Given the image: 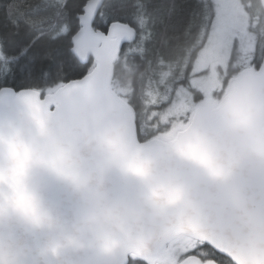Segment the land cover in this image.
<instances>
[{
    "label": "clouds",
    "instance_id": "clouds-1",
    "mask_svg": "<svg viewBox=\"0 0 264 264\" xmlns=\"http://www.w3.org/2000/svg\"><path fill=\"white\" fill-rule=\"evenodd\" d=\"M68 106L63 128L0 115V259L69 264L101 245L109 255L122 235L151 244L192 211L227 215L243 237L241 194L264 188V102L225 90L197 120L160 134L138 174L102 113L84 100Z\"/></svg>",
    "mask_w": 264,
    "mask_h": 264
},
{
    "label": "snow or ice",
    "instance_id": "snow-or-ice-1",
    "mask_svg": "<svg viewBox=\"0 0 264 264\" xmlns=\"http://www.w3.org/2000/svg\"><path fill=\"white\" fill-rule=\"evenodd\" d=\"M146 7L144 0H0V50L8 57L0 63V98L9 107L20 102L38 105V122L52 121L58 128L67 123L73 99L122 115L119 99L103 82L104 71L113 57L136 58L149 42L150 33L137 23ZM187 15L203 37L197 60L181 81L195 93L190 118L197 120L213 101L212 93L192 86L196 79L215 73L224 76L215 95L240 85L254 88L264 98V33L249 39L255 30L241 21L234 0H195ZM133 122L139 134L138 117ZM146 165L139 153L124 161L133 174L142 173ZM205 232L206 238L191 233L177 237L178 253L157 248L138 251L132 246L104 255L108 245H101L69 264H159L160 257L164 264H244L248 249L242 242L214 228ZM262 233L264 215L250 229L252 235Z\"/></svg>",
    "mask_w": 264,
    "mask_h": 264
},
{
    "label": "trees",
    "instance_id": "trees-1",
    "mask_svg": "<svg viewBox=\"0 0 264 264\" xmlns=\"http://www.w3.org/2000/svg\"><path fill=\"white\" fill-rule=\"evenodd\" d=\"M194 2L195 0H144L147 7L137 23L150 33V40L138 50L136 58L119 57L115 64L113 87L118 84L128 91L126 100L141 124V141L165 134V127L149 118L154 107L151 103L159 96L173 95L175 87L197 57L203 40L199 43L201 33L187 15V9ZM245 3L250 13L256 16L260 32L264 33L262 0H245ZM15 15L16 12L12 16ZM7 59L5 53L1 63ZM156 107L160 109L161 106Z\"/></svg>",
    "mask_w": 264,
    "mask_h": 264
},
{
    "label": "water",
    "instance_id": "water-1",
    "mask_svg": "<svg viewBox=\"0 0 264 264\" xmlns=\"http://www.w3.org/2000/svg\"><path fill=\"white\" fill-rule=\"evenodd\" d=\"M262 6L264 10V0H262ZM118 58L113 57L106 64L103 82L110 89L111 93L119 99L123 108V114L116 115L109 113L106 110L94 108L103 114L107 123L118 130L125 142L128 154L139 153L140 155H143L156 148L159 137H154L147 141L140 140L139 134H137L136 125L133 122L134 113L132 106L113 87L115 64ZM229 93L232 95L250 93L255 99L264 102V98H261L256 90L251 87L233 85L232 90L229 91ZM40 110L41 109L38 105H31L27 102L15 103L12 107H9L6 101L3 98H0V115L25 114L30 117L35 116L37 118L40 115ZM204 112L206 111L202 110L201 115ZM46 125L58 128V126L52 121H47ZM240 204L245 210V232L242 238L239 236L238 229L235 225L232 227L228 226L227 215H209L203 211H192L186 214V218L185 216H181L180 223L178 225L173 227L170 231L161 233L153 243H146L136 234H126L119 237L120 244L119 248L116 250L132 246L137 247L138 251H151L154 248L165 249V247L176 240L177 237L183 236L187 233L206 238L207 234L205 229L210 227L216 229L224 236L238 240L244 244L245 248L248 249L244 264H264V233L260 235L250 234L251 227L259 225L261 215H264V188L259 186H250L241 194ZM179 207L184 208L183 205H180ZM14 261L15 258L10 255L7 259H0V264H14Z\"/></svg>",
    "mask_w": 264,
    "mask_h": 264
},
{
    "label": "rangeland",
    "instance_id": "rangeland-1",
    "mask_svg": "<svg viewBox=\"0 0 264 264\" xmlns=\"http://www.w3.org/2000/svg\"><path fill=\"white\" fill-rule=\"evenodd\" d=\"M234 4L241 21L245 25H250L251 29L255 30L248 34L249 39L254 41L256 32L261 31L259 29L258 23L256 22V16L250 13L245 3V0H234ZM14 12L15 10L11 12V15H14ZM202 40L203 37L201 34L199 43ZM4 55H5L4 50H0V63L1 60L4 58ZM196 60L197 57L195 61ZM199 63L201 65H203L204 63V57L202 55L199 57ZM184 78L180 80L179 84L175 87L173 95L166 94L164 96H159L156 101L151 103V105L154 107H152V111L149 114V118L156 117L157 118L156 124L160 122L158 123L159 126L165 127V129H163L164 133H167L168 130L174 128L178 124L187 122L188 119L187 120L185 119L186 115H188L190 118V113L194 106L195 93L187 85L181 83V81H183ZM223 79L224 76L222 74L215 73L210 78L196 79V82L192 87L212 93V100H214L215 98L218 97L217 95H215V93L219 91ZM114 87L121 96L127 99L128 91H125L118 84L115 85ZM170 100L172 101V103H169ZM178 101H182L183 106L180 109L173 110L172 105ZM163 102H165V104H162ZM156 106H161V107L159 109ZM164 250L172 253H178L181 250V245L176 239L172 243H170L167 247H165ZM164 260H165L164 257H160L159 264H164Z\"/></svg>",
    "mask_w": 264,
    "mask_h": 264
},
{
    "label": "flooded vegetation",
    "instance_id": "flooded-vegetation-1",
    "mask_svg": "<svg viewBox=\"0 0 264 264\" xmlns=\"http://www.w3.org/2000/svg\"><path fill=\"white\" fill-rule=\"evenodd\" d=\"M182 106H183L182 105V101H178V102H176L175 104L172 105V108H173V110H177V109H180ZM151 119H154V120L156 119V121H157L156 117L151 118Z\"/></svg>",
    "mask_w": 264,
    "mask_h": 264
}]
</instances>
